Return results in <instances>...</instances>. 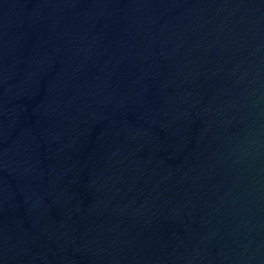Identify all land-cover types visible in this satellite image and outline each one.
I'll return each instance as SVG.
<instances>
[{
  "label": "water",
  "instance_id": "water-1",
  "mask_svg": "<svg viewBox=\"0 0 264 264\" xmlns=\"http://www.w3.org/2000/svg\"><path fill=\"white\" fill-rule=\"evenodd\" d=\"M0 264H264V0H0Z\"/></svg>",
  "mask_w": 264,
  "mask_h": 264
}]
</instances>
